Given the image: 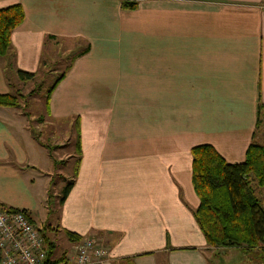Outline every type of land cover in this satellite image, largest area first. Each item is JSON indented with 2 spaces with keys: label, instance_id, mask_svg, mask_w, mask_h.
<instances>
[{
  "label": "crops",
  "instance_id": "0c3cea01",
  "mask_svg": "<svg viewBox=\"0 0 264 264\" xmlns=\"http://www.w3.org/2000/svg\"><path fill=\"white\" fill-rule=\"evenodd\" d=\"M121 1L0 0L23 10L0 57V92L14 89L2 71L10 55L13 70L36 73L50 43L88 44L57 81L47 115L79 116L80 161L57 212L88 222L55 227L97 238L104 264H210L213 250L192 217L189 149L207 143L227 162L243 160L264 109V0ZM9 130L0 118V209L30 218L9 196L11 184H23L10 159L25 161ZM109 176L114 188L103 191ZM64 243L74 254L76 242Z\"/></svg>",
  "mask_w": 264,
  "mask_h": 264
},
{
  "label": "rangeland",
  "instance_id": "374dc122",
  "mask_svg": "<svg viewBox=\"0 0 264 264\" xmlns=\"http://www.w3.org/2000/svg\"><path fill=\"white\" fill-rule=\"evenodd\" d=\"M138 1L136 0V4ZM50 44L51 55L47 57V62L44 60L33 77L28 80L19 79L15 69L13 70L15 55L8 57L2 71L6 82L14 88L10 94L14 96L16 104L0 106L10 108L11 113V115L8 113L10 116L0 114V118L8 124L9 131L25 152V161L22 164L14 165L12 158L11 163L9 161L11 169L18 171L23 181L22 185L11 184L9 196L16 200V208L28 209L30 218L40 234L46 241L54 244L55 248L49 258L56 260L62 254V257L65 256L64 258L69 260L73 254L72 250L64 246L66 236L55 226L59 222L63 227L88 222L77 211L57 212L62 189L68 181L73 184L80 161V120L78 115L62 120L47 116L50 94L57 82L48 94L47 91L55 78L68 70L66 66L75 58L73 54L84 45L87 47L89 45L76 40H59ZM251 142L264 147V109H259L257 114ZM134 168L145 170V166L138 164ZM113 182L112 176L105 179L103 191H111L114 188ZM254 192L264 205V188L255 187ZM92 214V218L98 219V206ZM47 224L51 227L48 225L47 228ZM209 248L213 250L207 254L210 264H264V254L260 251L245 253L236 248L225 251H219L225 249L224 247ZM243 248L245 247H239Z\"/></svg>",
  "mask_w": 264,
  "mask_h": 264
},
{
  "label": "trees",
  "instance_id": "16d2710c",
  "mask_svg": "<svg viewBox=\"0 0 264 264\" xmlns=\"http://www.w3.org/2000/svg\"><path fill=\"white\" fill-rule=\"evenodd\" d=\"M135 4L136 0L121 1L124 8H134ZM22 19L23 10L19 3L0 7V57L7 54L10 32ZM87 50V45H84L73 54V57ZM15 72L23 81L34 75V72L21 69H15ZM61 76L62 74L55 78L47 94ZM15 104L12 94L0 92V106ZM189 152L190 180L198 199L192 217L205 244L209 247H245L243 249L246 250L256 248L264 254V205L254 192L255 187L264 188V147L259 143L250 142L245 149L243 160L239 162L225 161L207 143L193 145ZM70 186L71 181H68L63 187L59 198L60 204L64 201ZM64 234L72 242L80 240L79 236L71 232L64 231ZM43 239L46 249L44 264H67L62 258L58 260L49 258L55 246L44 237ZM132 259L124 258L125 262L121 264H133Z\"/></svg>",
  "mask_w": 264,
  "mask_h": 264
},
{
  "label": "built area",
  "instance_id": "2783aa9c",
  "mask_svg": "<svg viewBox=\"0 0 264 264\" xmlns=\"http://www.w3.org/2000/svg\"><path fill=\"white\" fill-rule=\"evenodd\" d=\"M106 256L99 240L87 236L76 242L71 260L72 264H104ZM45 260L43 236L26 213L0 209V264H44Z\"/></svg>",
  "mask_w": 264,
  "mask_h": 264
}]
</instances>
